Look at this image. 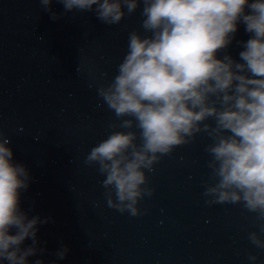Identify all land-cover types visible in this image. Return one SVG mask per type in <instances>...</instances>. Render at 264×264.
<instances>
[{
    "label": "water",
    "instance_id": "obj_1",
    "mask_svg": "<svg viewBox=\"0 0 264 264\" xmlns=\"http://www.w3.org/2000/svg\"><path fill=\"white\" fill-rule=\"evenodd\" d=\"M51 8L64 12L60 3ZM140 10L108 26L92 12L54 21L39 0H0V129L11 137L13 161L32 177L21 191L22 210L29 218H52L38 225L39 247L46 252L29 257V264H249V253L264 264V252L246 239L252 215L239 205L204 203L201 182L208 179L210 159L204 148L211 143L205 134L176 148L148 174L155 194L141 202L147 215L137 218L107 208L103 177L83 164L111 131L108 124L119 122L88 84L117 74L129 32L148 35L140 27ZM250 35L239 23L218 58L229 54L241 62L238 42ZM101 73H108L107 81ZM61 245L69 252L57 260Z\"/></svg>",
    "mask_w": 264,
    "mask_h": 264
},
{
    "label": "clouds",
    "instance_id": "obj_2",
    "mask_svg": "<svg viewBox=\"0 0 264 264\" xmlns=\"http://www.w3.org/2000/svg\"><path fill=\"white\" fill-rule=\"evenodd\" d=\"M53 2L63 5L57 14ZM52 20L70 12H92L108 26L119 25L140 8L144 33H128L127 52L107 81L90 82L118 123L94 145L83 164L96 167L107 208L137 218L155 194L149 175L166 156L197 136L210 138V159L202 181L206 206L239 205L252 215L246 239L264 252V0H39ZM142 5V8H141ZM250 38L238 62L229 54L238 24ZM43 39V37H39ZM80 72V68H77ZM103 105H97L101 107ZM11 137L0 129V264H29L43 255L38 225L51 217L29 218L21 208V191L32 177L13 161ZM99 207V203L94 204ZM14 230L15 234H10ZM26 240L31 244L25 245ZM66 245L54 253L66 258ZM249 264L259 256L249 253ZM34 264H44L36 259ZM55 264V262H53Z\"/></svg>",
    "mask_w": 264,
    "mask_h": 264
}]
</instances>
